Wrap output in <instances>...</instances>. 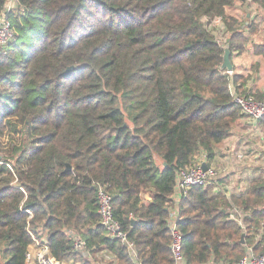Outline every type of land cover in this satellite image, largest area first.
<instances>
[{"label":"trees","instance_id":"trees-1","mask_svg":"<svg viewBox=\"0 0 264 264\" xmlns=\"http://www.w3.org/2000/svg\"><path fill=\"white\" fill-rule=\"evenodd\" d=\"M246 1L16 0L0 49V264H27L34 238L65 263L174 264L177 172L201 151L214 157L243 116L233 88L249 93L246 76L221 68L224 48L203 19L221 18L231 56L244 53L264 22V0L247 1L257 12L246 23L228 13ZM99 185L136 259L101 224ZM179 208L187 264L264 250V178L229 197L194 186Z\"/></svg>","mask_w":264,"mask_h":264},{"label":"built area","instance_id":"built-area-1","mask_svg":"<svg viewBox=\"0 0 264 264\" xmlns=\"http://www.w3.org/2000/svg\"><path fill=\"white\" fill-rule=\"evenodd\" d=\"M14 6V0H9L4 13L0 18V49L6 45L14 34L12 23L5 14L6 12L13 10ZM216 19L220 21L218 22V26L222 24L221 28L223 29L225 26L222 19ZM223 30L225 31L226 29ZM219 43L221 44L220 41ZM232 95L233 101L240 106L243 116L249 118L252 122H258L264 117V98H256L252 93L241 95L238 94L234 88L232 90ZM205 165H207V167H205ZM219 173L220 170L217 167L208 164L201 158H195L193 164L186 168H182L177 172L175 190L172 197V208L168 217V227L172 235L171 250L173 253L174 264H187L183 252V235L177 224L178 220L181 218L179 208L180 203L182 199L188 195L189 190L194 186L205 185L217 188L214 184ZM98 201V213L100 215L101 224L111 237L120 239L121 242L127 246L131 258L136 259L137 252L135 250V245L128 240L127 232L123 230L121 223L114 215L113 194L108 192L103 185L98 186ZM230 218L237 221L242 228L246 229L244 223L245 213L241 209L233 207L230 210ZM74 239L76 241V248L81 250L85 256L89 257V252L86 249V242L81 240L78 236H75ZM34 244L37 247V264H66L64 261L58 260L50 253L48 243L45 239L40 240L34 238ZM104 257L107 260L111 258L108 254H105ZM206 264L228 263L224 261L217 262L215 260H210ZM234 264H264V250L257 253L254 247L250 246L247 248L246 254Z\"/></svg>","mask_w":264,"mask_h":264},{"label":"crops","instance_id":"crops-1","mask_svg":"<svg viewBox=\"0 0 264 264\" xmlns=\"http://www.w3.org/2000/svg\"><path fill=\"white\" fill-rule=\"evenodd\" d=\"M249 8L253 13L257 12L256 6ZM237 61H233L234 71L248 75L245 89L257 98H264V55L254 53L243 59L242 65ZM195 158H201L220 170L214 184L217 188L211 186L214 190H221L228 197L244 193L251 182L264 178V117L258 122H252L242 116L230 135L216 146L213 158L209 159L202 151ZM156 162L162 163L159 158H156ZM36 253L37 247L33 243L27 264H37ZM88 258H92L90 253Z\"/></svg>","mask_w":264,"mask_h":264},{"label":"rangeland","instance_id":"rangeland-1","mask_svg":"<svg viewBox=\"0 0 264 264\" xmlns=\"http://www.w3.org/2000/svg\"><path fill=\"white\" fill-rule=\"evenodd\" d=\"M247 1L244 4H241L240 2H238L233 9L228 10V13L236 15V17H238V19L241 21L242 24L250 21V19L253 20L255 14H256V13H253L252 10L249 8V5H248ZM248 14H250V18L248 17ZM218 19H221V18H218ZM203 20L205 22L206 27L209 30L212 31V33L216 36L217 40H219L221 42L222 46L225 47L228 44L227 41L229 39L230 33L227 32V30H225V31L223 30V29H225V27L223 29L221 28L222 24H220V26H218L219 25L218 22H220V21L217 20V19H216L217 21L214 20L213 22L208 20V18H204ZM250 40L252 42L249 45V47H250L249 50L244 52V53L232 55L231 56L232 62L234 60L238 59L237 62L240 65H242V64H244L243 63L244 62L243 59L248 58L249 56H252V54H254V52H255V49L253 48L254 43H256L255 45H258V44H260V43H262L264 41V22L260 23V25L258 26V32L256 34L252 35L250 37ZM248 54H250V55H248ZM234 68H235V66H234ZM233 72H236V71H232V72H229V73L233 74ZM239 74H241V73H239ZM244 76L247 77L246 79L244 78V80H247L248 79V75H244ZM6 137L7 138H5V139L3 138L1 140V142L5 145L4 146L5 148H8V145H6V144L9 143L10 140H9L8 136H6ZM6 154H7V152L3 153V156H5ZM147 198H148V196H147ZM66 264H74V263L67 262Z\"/></svg>","mask_w":264,"mask_h":264},{"label":"water","instance_id":"water-1","mask_svg":"<svg viewBox=\"0 0 264 264\" xmlns=\"http://www.w3.org/2000/svg\"><path fill=\"white\" fill-rule=\"evenodd\" d=\"M224 48V55H223V58H224V62L221 66L222 69H226L228 72H232L234 71V65L231 61V51H230V44L228 43ZM73 69V67H70L69 70ZM205 167H207V165H205ZM67 169L70 170L71 169V166L68 165L67 166Z\"/></svg>","mask_w":264,"mask_h":264}]
</instances>
